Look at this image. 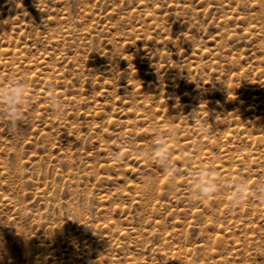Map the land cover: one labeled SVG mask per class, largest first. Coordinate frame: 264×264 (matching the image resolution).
Returning a JSON list of instances; mask_svg holds the SVG:
<instances>
[{
    "label": "rangeland",
    "instance_id": "rangeland-1",
    "mask_svg": "<svg viewBox=\"0 0 264 264\" xmlns=\"http://www.w3.org/2000/svg\"><path fill=\"white\" fill-rule=\"evenodd\" d=\"M16 81L0 264H264V0H0Z\"/></svg>",
    "mask_w": 264,
    "mask_h": 264
},
{
    "label": "clouds",
    "instance_id": "clouds-1",
    "mask_svg": "<svg viewBox=\"0 0 264 264\" xmlns=\"http://www.w3.org/2000/svg\"><path fill=\"white\" fill-rule=\"evenodd\" d=\"M27 84L24 81L11 82L10 85L0 86V122L8 127L10 132H15L19 123L24 118V107L27 99ZM52 111L57 115L64 112V104L58 97L52 96L49 98ZM167 144H161L159 151L164 152ZM167 155V153H164ZM203 169L196 178V183L200 185L197 192L199 196L207 198L214 194L215 183L211 178V169ZM174 173V169H170ZM234 191L237 192V199L243 196L249 189L247 181H242L238 186L234 185ZM258 195H260L258 193ZM259 201V200H258Z\"/></svg>",
    "mask_w": 264,
    "mask_h": 264
}]
</instances>
